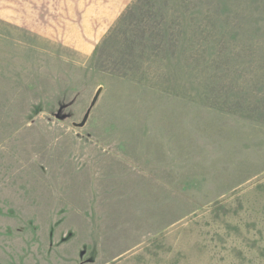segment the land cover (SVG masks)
I'll list each match as a JSON object with an SVG mask.
<instances>
[{
  "label": "rangeland",
  "instance_id": "374dc122",
  "mask_svg": "<svg viewBox=\"0 0 264 264\" xmlns=\"http://www.w3.org/2000/svg\"><path fill=\"white\" fill-rule=\"evenodd\" d=\"M135 2L0 0V264H264V0Z\"/></svg>",
  "mask_w": 264,
  "mask_h": 264
},
{
  "label": "trees",
  "instance_id": "16d2710c",
  "mask_svg": "<svg viewBox=\"0 0 264 264\" xmlns=\"http://www.w3.org/2000/svg\"><path fill=\"white\" fill-rule=\"evenodd\" d=\"M163 0H136L135 3H132L129 8L123 13V15L121 16L120 21H122V19H124L125 17H131V15L136 14L141 16L144 12H146V10L148 11H154L153 6H160L162 4ZM152 4V5H150ZM176 8H178V6H176ZM128 17V18H129ZM166 21V19L164 20V22ZM164 22H160V29H162V25L164 24ZM168 27V24H167ZM146 38H149V41H154V32L152 31L149 34H146ZM170 39V35L168 37ZM169 43V41H168Z\"/></svg>",
  "mask_w": 264,
  "mask_h": 264
},
{
  "label": "water",
  "instance_id": "95a60500",
  "mask_svg": "<svg viewBox=\"0 0 264 264\" xmlns=\"http://www.w3.org/2000/svg\"><path fill=\"white\" fill-rule=\"evenodd\" d=\"M101 91H102V88L99 87V88L97 89V91H96V93H95V95H94V97H93L91 103H90L89 109H88V110L85 112V114L83 115L82 120H81L79 123L74 124L76 127L81 128V127L84 126V124L86 123V121H87V119H88V117H89L90 109L93 107V105H94L95 102L97 101V99H98V97H99Z\"/></svg>",
  "mask_w": 264,
  "mask_h": 264
}]
</instances>
